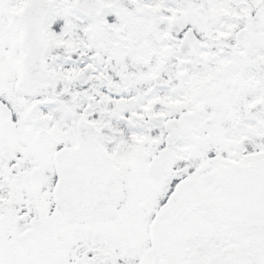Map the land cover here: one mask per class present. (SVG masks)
Instances as JSON below:
<instances>
[{"label": "snow or ice", "instance_id": "obj_1", "mask_svg": "<svg viewBox=\"0 0 264 264\" xmlns=\"http://www.w3.org/2000/svg\"><path fill=\"white\" fill-rule=\"evenodd\" d=\"M0 264H264V0H0Z\"/></svg>", "mask_w": 264, "mask_h": 264}]
</instances>
